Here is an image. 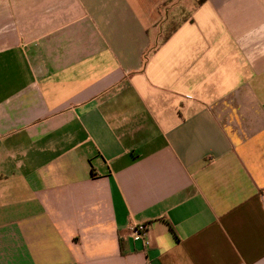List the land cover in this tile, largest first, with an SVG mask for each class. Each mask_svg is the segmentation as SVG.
I'll return each mask as SVG.
<instances>
[{
    "label": "crops",
    "instance_id": "obj_1",
    "mask_svg": "<svg viewBox=\"0 0 264 264\" xmlns=\"http://www.w3.org/2000/svg\"><path fill=\"white\" fill-rule=\"evenodd\" d=\"M0 264H264V0H0Z\"/></svg>",
    "mask_w": 264,
    "mask_h": 264
},
{
    "label": "built area",
    "instance_id": "obj_2",
    "mask_svg": "<svg viewBox=\"0 0 264 264\" xmlns=\"http://www.w3.org/2000/svg\"><path fill=\"white\" fill-rule=\"evenodd\" d=\"M128 229L131 231V234L134 239H141L145 246H148L150 244L148 236L149 223L140 222L132 224L128 227Z\"/></svg>",
    "mask_w": 264,
    "mask_h": 264
},
{
    "label": "trees",
    "instance_id": "obj_3",
    "mask_svg": "<svg viewBox=\"0 0 264 264\" xmlns=\"http://www.w3.org/2000/svg\"><path fill=\"white\" fill-rule=\"evenodd\" d=\"M200 1H202V0H197V2H200Z\"/></svg>",
    "mask_w": 264,
    "mask_h": 264
}]
</instances>
